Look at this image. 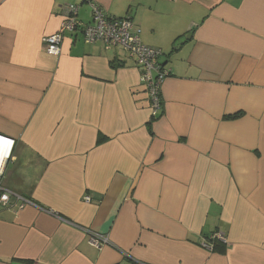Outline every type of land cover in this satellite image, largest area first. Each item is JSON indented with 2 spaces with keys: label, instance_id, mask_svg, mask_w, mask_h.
Instances as JSON below:
<instances>
[{
  "label": "crops",
  "instance_id": "crops-1",
  "mask_svg": "<svg viewBox=\"0 0 264 264\" xmlns=\"http://www.w3.org/2000/svg\"><path fill=\"white\" fill-rule=\"evenodd\" d=\"M92 4L164 52L156 116L123 49L46 53ZM0 134L34 204L0 205V264H264V0H0Z\"/></svg>",
  "mask_w": 264,
  "mask_h": 264
},
{
  "label": "built area",
  "instance_id": "built-area-1",
  "mask_svg": "<svg viewBox=\"0 0 264 264\" xmlns=\"http://www.w3.org/2000/svg\"><path fill=\"white\" fill-rule=\"evenodd\" d=\"M79 6L70 5L60 31L45 39L46 52L52 56H60L61 45L66 33L81 32L86 43L100 41L110 48H121L135 59L141 70V81L147 91L151 107L156 116L162 108L161 88L170 76L169 70L162 64L163 53L160 49L142 43L140 30L129 18H114L107 15L96 5H92V22L84 24L78 20ZM8 142V143H5ZM15 141L0 134V205L3 208H22L33 206V202L3 187L2 178L9 160L12 158ZM89 203L90 197L84 198ZM90 244L101 249L110 243L107 235L88 231ZM213 238H221L216 234ZM206 248H212L209 244Z\"/></svg>",
  "mask_w": 264,
  "mask_h": 264
},
{
  "label": "trees",
  "instance_id": "trees-1",
  "mask_svg": "<svg viewBox=\"0 0 264 264\" xmlns=\"http://www.w3.org/2000/svg\"><path fill=\"white\" fill-rule=\"evenodd\" d=\"M84 1H87V0H84ZM92 5H96V6H98L101 10H102V8L99 6V5H97V4H92ZM93 12V11H92ZM107 15V17H112V16H109L108 14H106ZM114 18H116V17H114ZM123 18H128V16H126V17H123ZM194 32V30L192 31V33ZM180 39H182V37L181 38H178L176 41H175V46L173 47V49L174 50H176L177 49V47H176V44H178V42L180 41ZM157 49V48H156ZM45 51H46V45H45ZM47 53V52H46ZM163 53V55H164V52H162ZM48 54V53H47ZM163 65H164V63H162ZM139 66V65H138ZM165 66V65H164ZM140 68V67H139ZM169 78V77H168ZM142 82V81H141ZM143 85V84H142ZM207 239H208V241H210L211 242V244L213 245V247L215 246L216 247V242H218L219 240H218V238H213L212 236L211 237H207ZM210 244V243H209ZM209 245V246H211L212 247V245ZM215 247H214V249H215Z\"/></svg>",
  "mask_w": 264,
  "mask_h": 264
},
{
  "label": "rangeland",
  "instance_id": "rangeland-1",
  "mask_svg": "<svg viewBox=\"0 0 264 264\" xmlns=\"http://www.w3.org/2000/svg\"><path fill=\"white\" fill-rule=\"evenodd\" d=\"M92 21H93V20H92V18H91V19H90V22H92ZM90 22H89V23H90Z\"/></svg>",
  "mask_w": 264,
  "mask_h": 264
},
{
  "label": "snow or ice",
  "instance_id": "snow-or-ice-1",
  "mask_svg": "<svg viewBox=\"0 0 264 264\" xmlns=\"http://www.w3.org/2000/svg\"><path fill=\"white\" fill-rule=\"evenodd\" d=\"M5 143H8V142H5Z\"/></svg>",
  "mask_w": 264,
  "mask_h": 264
}]
</instances>
